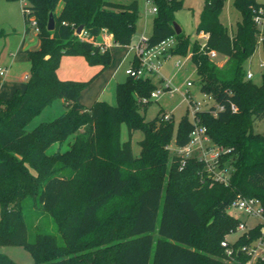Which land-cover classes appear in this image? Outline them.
Listing matches in <instances>:
<instances>
[{"label": "trees", "instance_id": "16d2710c", "mask_svg": "<svg viewBox=\"0 0 264 264\" xmlns=\"http://www.w3.org/2000/svg\"><path fill=\"white\" fill-rule=\"evenodd\" d=\"M29 1L40 29L38 48L25 51L30 77L24 90L0 97V245L24 246L36 264H233L225 260L221 241L241 219L229 206L238 194L259 197L264 204V133L254 127L264 118V73L257 84L247 78L244 66L257 49L255 1L234 0L242 18L230 34L220 20L225 0H204L196 27L198 34L208 35L202 47L175 30L174 15L185 0H154L158 11L148 36L150 48L174 37L177 45L171 54H190L200 90L224 105L217 116L203 110L199 117L213 141L229 149L222 158V165L232 168L228 183L212 178L196 157L181 167L168 147L189 142L194 128L189 113L178 126L172 115L165 118L166 112L151 120L142 114L154 100L142 99L158 88L151 77L128 75L119 82L116 105L97 99L86 106L79 100L81 91L111 63L110 49L96 42L102 29L113 43L131 44L138 0ZM51 12L53 30L48 29ZM80 25L88 38L77 33ZM261 47L264 52V34ZM210 50L225 55V61L219 64ZM67 54L85 56L99 66L98 72L87 80L61 79L57 71ZM140 64L135 57L132 66ZM55 99H63L66 110L28 129ZM123 122L131 135L144 133L139 155L130 140H121ZM65 142L67 150L48 152ZM29 197L53 215L62 242L43 232L31 239L25 212ZM263 234L259 224L235 244ZM238 259L245 264L250 258L241 253ZM0 264L19 263L0 252Z\"/></svg>", "mask_w": 264, "mask_h": 264}, {"label": "rangeland", "instance_id": "374dc122", "mask_svg": "<svg viewBox=\"0 0 264 264\" xmlns=\"http://www.w3.org/2000/svg\"><path fill=\"white\" fill-rule=\"evenodd\" d=\"M112 1L129 3L133 0ZM26 2L30 4L29 0H26ZM138 2L140 8L139 17L137 19L136 31L130 46L136 45L143 35L148 37L151 34L154 17L156 15V13L149 11V8L156 5L154 0H151L150 2H148V0H138ZM23 5V0H0V59H4L6 61V65L10 71V77L14 76L17 80L22 79L25 74H30L31 72L29 60L19 59L15 61L13 59L17 52L16 47L18 43L20 42L22 36L27 32V23L25 22L23 15ZM203 6L204 0H185L184 4L176 10L174 15V22H176L181 27L182 31L185 32V34L190 35L192 41L197 40L201 45L206 44L207 38L203 33L198 34L196 32V27L200 20L201 13L203 12ZM241 18V12L235 7L234 0H225L223 10L220 14V20L228 28L230 34H233L236 31L237 23L241 20ZM28 35L29 40L31 37H37L36 31L31 25ZM114 45L112 48H110V65L99 72L91 81V83L80 93L79 97L87 105H91L96 99L100 98L107 100L112 105L117 104L116 87L118 82L126 79L128 76L127 73H125V69L132 60L134 50L131 51L129 47L120 46L119 44ZM176 45L177 42L173 41L170 42L166 47L171 51V49L175 48ZM128 49L131 53L129 57L124 56ZM120 50L123 52L122 56L120 54ZM215 59L219 64H222L226 57L225 55L218 53ZM121 61L122 63L118 68L119 72L117 77L112 78L104 87L102 94H100L98 98H95L99 91L97 87H101L102 84H100V81L97 83L94 82L104 74H106V76L107 74H110V72L114 70V68ZM179 61L181 64L178 65L177 63ZM262 62H264V52L261 45H259L254 54L244 64L246 71L250 70L254 74L252 80L257 84H261L263 81L264 66H261ZM106 76L103 77V80H105ZM146 76L151 77L161 90H166L165 88H167L169 84L173 88L184 91L186 89L187 81H191L193 83L190 86L192 96L196 100H203L204 95L200 90V82L198 79L196 66L191 59L190 54L180 55L173 53L170 56L162 59V64L157 73L147 72ZM59 100L61 99H55L51 104L46 106L40 114L34 117L28 125V129H33L42 121L53 120L63 113L66 110L65 103L60 105ZM61 106L63 110L61 109ZM188 109V100H186L181 92L178 91L174 94V96H170V94L167 92H163L160 97L155 98L150 104L147 105V108H143L141 112L143 115H145L147 120L155 118L162 112H167L173 116L174 122L176 126H178V123L182 117L188 114ZM254 127L256 132L264 133V118L262 120H258ZM120 137L122 141L130 140L134 154H140V141L144 138V133L142 130H136L134 134L131 135L127 124L123 122L121 124ZM70 139L73 140L72 137ZM59 148L62 151L67 150L69 148L68 142H65L61 147L58 143H55L48 149V152L53 153ZM229 211L231 214L239 217L241 220L246 221L249 227H252L261 221L260 218L248 216L239 210L229 208ZM25 212L31 239L37 232H43L56 234L59 238V241L62 242L58 224L53 215L41 209L31 197L25 201ZM242 234V231L233 232L229 235V239L231 241H235ZM155 236H159L158 231L155 232ZM0 252L9 256L19 264H36L32 254L22 245H0Z\"/></svg>", "mask_w": 264, "mask_h": 264}, {"label": "built area", "instance_id": "2783aa9c", "mask_svg": "<svg viewBox=\"0 0 264 264\" xmlns=\"http://www.w3.org/2000/svg\"><path fill=\"white\" fill-rule=\"evenodd\" d=\"M151 0H148L150 2ZM255 5H253V19L256 25L259 28L258 31V43L257 47L262 44L263 34H264V0H254ZM23 12L28 16L27 18V26L30 28V25L33 26L36 33L39 32L38 20L35 15H32L30 4L23 0ZM150 12L156 13L158 8L156 5L149 8ZM203 33L206 38L208 35ZM83 38H88V33L83 29L79 33ZM174 37H169L166 40L162 41L159 45L150 48L148 44V37L143 35L139 42L134 46L136 50V55L140 60V66L138 68H134L130 66L127 68L126 73L133 77L146 76L147 72L157 73L162 64V59L171 55L170 50L166 47L170 42H173ZM97 43L101 44L103 49L109 48L112 41V36L108 32L106 28H103L100 36L96 40ZM206 44H203L204 47ZM209 54L216 58L218 53L215 50H210ZM178 65L181 64L179 61ZM261 66H264V62L261 63ZM7 73V67L0 63V76H4ZM253 73L248 70L247 78H252ZM30 77L29 74H26L24 78L28 80ZM193 83L191 81H187L186 89L181 91L177 88L171 87L168 84L166 90H161L156 88L151 92L149 98L144 97L142 99L143 102H147L148 99L158 98L162 95L163 92H167L170 96H174L176 92H181L186 100L189 102V118L193 122L194 128L190 134L189 142L186 145H178L173 142L168 147L174 151L181 160V167L186 165L189 158L196 157L199 160L205 162L207 171L210 173L211 177L216 181H221L228 183L230 172L232 168H228L222 165V158L225 153L229 151L224 145L218 144L213 141L212 137L208 132V127L202 123L199 113L203 110H209L214 116H217L219 111L223 110L225 107L215 101V99L208 93H203V100H196L191 94L190 86ZM234 110H237L235 105L232 106ZM171 114L166 112L165 118H169ZM230 209L239 210L240 212L253 216L255 218H260L261 221L255 224L252 227H249L246 221L241 220L238 226L235 229H232L226 237L221 241V245L225 249V260L233 263L239 264L240 260L238 259L239 254H245L249 256V260L245 264H251L252 262L258 260H264V234L253 239L249 243L243 245L235 244V241H231L229 239V235L236 231H242L243 233L248 232L250 229L256 227L257 225H262V230L264 232V204L259 197L255 196H244L242 194H238L231 205Z\"/></svg>", "mask_w": 264, "mask_h": 264}, {"label": "crops", "instance_id": "0c3cea01", "mask_svg": "<svg viewBox=\"0 0 264 264\" xmlns=\"http://www.w3.org/2000/svg\"><path fill=\"white\" fill-rule=\"evenodd\" d=\"M61 7H62V2H60L57 10H59ZM28 33H29V31H27L26 34H24L22 36L20 42L18 43V45L16 47V51L17 52H16V55L13 58L15 61L19 60V59L20 60L21 59L22 60L23 59L24 60L25 59L29 60V57H28V55H27V53L25 51L29 50V49H36L39 46V38H38V36L36 38L35 37H31L30 40H29ZM114 44L115 43L111 42V44L109 46V49L112 48ZM120 46L129 47L131 51L134 50V54H133L132 60L130 61V63L127 65V67L125 69V73H126L127 68L132 66L133 60L135 59V57H137L136 50L134 48L135 45H132V46H130V45H120ZM130 50L128 49L126 54H124V56L129 57V55L131 54ZM120 52H121L120 54L122 56L123 52L121 50H120ZM21 55H24V56H21ZM16 56H18V57H16ZM124 59H126V58H124ZM122 61L114 68V70H112L110 72V74H107V76H106V74H104L103 76L99 77L94 82V83H97L98 81H100V84H102L101 87H99V86L97 87L99 89V91H98L97 95L95 96V98H98L100 96V94H102V92L104 90V87L109 83V81L112 78L117 77L118 72H119L118 68H119L120 64L122 63ZM29 62H30V60H29ZM0 63L7 67V73L4 76H0V97L1 98H10L17 89H21V90L25 89L27 80L24 78V76L26 74L22 77V79L17 80L14 76L10 77V71H9L8 66L6 65V61L4 59H0ZM30 68H31V64H30ZM98 70H99V66L98 65L89 64V62L87 61L85 56H83V55H68L67 54V55H64L62 57L61 63L59 65V68H58L57 72H58V76L61 79H66V80L67 79L87 80V79L91 78L94 74H96L98 72ZM105 76H106V78H105V80H103L104 79L103 77H105ZM127 77H126V79H127ZM126 79H124V80H126ZM124 80H122V81H124ZM122 81H120V82H122ZM79 100L83 104H85L86 106H91L97 99L91 105H87L84 101L81 100L80 97H79ZM59 101H60L59 102L60 105L65 103V101L63 99H61ZM61 109L63 110L62 106H61Z\"/></svg>", "mask_w": 264, "mask_h": 264}, {"label": "water", "instance_id": "95a60500", "mask_svg": "<svg viewBox=\"0 0 264 264\" xmlns=\"http://www.w3.org/2000/svg\"><path fill=\"white\" fill-rule=\"evenodd\" d=\"M174 26L177 33H180L182 31L181 27L176 22H174ZM54 27H55V18L53 12H51L49 15L48 29L53 30ZM82 29H83V25H80L77 29V33L79 34Z\"/></svg>", "mask_w": 264, "mask_h": 264}]
</instances>
